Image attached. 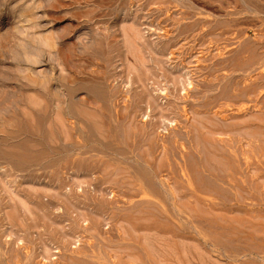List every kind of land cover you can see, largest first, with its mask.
<instances>
[{
    "label": "rangeland",
    "instance_id": "rangeland-1",
    "mask_svg": "<svg viewBox=\"0 0 264 264\" xmlns=\"http://www.w3.org/2000/svg\"><path fill=\"white\" fill-rule=\"evenodd\" d=\"M0 264H264V0H0Z\"/></svg>",
    "mask_w": 264,
    "mask_h": 264
}]
</instances>
